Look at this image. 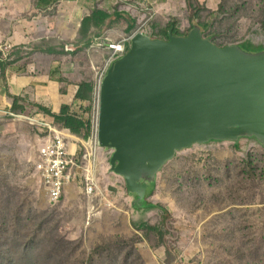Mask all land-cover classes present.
<instances>
[{
	"label": "rangeland",
	"instance_id": "1",
	"mask_svg": "<svg viewBox=\"0 0 264 264\" xmlns=\"http://www.w3.org/2000/svg\"><path fill=\"white\" fill-rule=\"evenodd\" d=\"M75 2L83 12L108 13L103 28H82L72 42L43 28L27 46L10 47L9 54L24 60L32 73L58 68L63 91L93 84L85 106L72 110L90 121V136L71 132L93 147L90 170L78 161L75 181L52 200L36 164L50 135L48 125L63 128L36 117L35 107L14 131L0 132V264H264V150L254 141H213L176 153L146 197L161 208L145 212L135 210L124 179L109 170L111 151L94 137L110 45L135 33L166 39L175 30L174 35L186 36L198 23L203 36L219 47L259 51L264 49V0ZM28 9L31 17L47 11ZM71 143L84 152L76 140ZM90 185L93 194L85 191Z\"/></svg>",
	"mask_w": 264,
	"mask_h": 264
},
{
	"label": "water",
	"instance_id": "2",
	"mask_svg": "<svg viewBox=\"0 0 264 264\" xmlns=\"http://www.w3.org/2000/svg\"><path fill=\"white\" fill-rule=\"evenodd\" d=\"M97 105V143L136 206L180 151L241 139L264 150V53L219 47L197 24L168 39L137 33L100 81Z\"/></svg>",
	"mask_w": 264,
	"mask_h": 264
},
{
	"label": "crops",
	"instance_id": "3",
	"mask_svg": "<svg viewBox=\"0 0 264 264\" xmlns=\"http://www.w3.org/2000/svg\"><path fill=\"white\" fill-rule=\"evenodd\" d=\"M32 6L35 12L37 9L47 10L43 13L45 16L31 17L28 7ZM28 7L26 0L11 6L9 0H0V55L3 61L10 63L4 74L0 69V132L4 133L14 131L16 123L27 118L24 116L32 113L35 107L39 112L36 117L53 123V118L44 110L58 115L64 105L70 106L72 112L73 106L83 108L86 104L85 100H77L79 85L62 90L63 81H59L58 68L32 73L30 65H23L24 60H12L9 48L27 46L43 28L50 34L53 32L54 36L75 41L83 20L91 14L83 12V7L75 0L63 4L58 0H37Z\"/></svg>",
	"mask_w": 264,
	"mask_h": 264
},
{
	"label": "built area",
	"instance_id": "4",
	"mask_svg": "<svg viewBox=\"0 0 264 264\" xmlns=\"http://www.w3.org/2000/svg\"><path fill=\"white\" fill-rule=\"evenodd\" d=\"M133 35L127 39L119 41L117 44L110 45V48L113 50V55L108 62L109 64L122 57L127 52ZM106 70L107 69L101 74V80L105 75ZM97 126L98 110L95 120L94 134L96 139ZM48 128L50 129V135L48 136V140L41 153H39L36 172L40 175L50 199L57 201L63 195L66 185L75 181L79 169L78 161L86 162L84 170H90L89 160H87V158L91 157V153L94 149L91 146L89 149V144L84 139L76 138L71 132H67L63 129H53L51 125H48ZM73 140H76L80 147L82 146L84 149L83 153L78 151V147L71 143ZM94 190V186L90 185L85 191L87 194H93Z\"/></svg>",
	"mask_w": 264,
	"mask_h": 264
},
{
	"label": "trees",
	"instance_id": "5",
	"mask_svg": "<svg viewBox=\"0 0 264 264\" xmlns=\"http://www.w3.org/2000/svg\"><path fill=\"white\" fill-rule=\"evenodd\" d=\"M109 17L110 15L102 10H94L91 15H89L83 20L82 28L88 29L91 25H94L96 27H102ZM196 24L199 25L200 32L202 35H204V26L198 23ZM130 28H132V26ZM173 34H178V33L175 30H173ZM168 35L169 33L167 32L165 34L166 39H168ZM235 47L246 53H264V49L259 51H250L242 45ZM9 64H10L9 62L3 61V58L0 55V69L2 70L3 74L5 73L7 66ZM79 87H80L79 91L77 92V100L78 99L85 101L89 100V98L92 96L93 84L90 82H86L80 85ZM46 114H48L53 118V124L60 125L65 131L82 134L84 138H88L90 136V121L86 118H83L71 112L70 106L64 105L62 107L60 114L58 115H53L48 111L46 112ZM238 142H236L235 144H238ZM157 179L158 176H156L155 179H153V181L149 183L146 197H149L151 195L152 193L151 188H154ZM133 207L135 208L136 211H145V212H149L151 210L161 208L159 205H155L153 203L148 202V200H144L139 205Z\"/></svg>",
	"mask_w": 264,
	"mask_h": 264
},
{
	"label": "clouds",
	"instance_id": "6",
	"mask_svg": "<svg viewBox=\"0 0 264 264\" xmlns=\"http://www.w3.org/2000/svg\"><path fill=\"white\" fill-rule=\"evenodd\" d=\"M129 46H130V44H129ZM128 49H129V47H128ZM127 51H128V50H127ZM114 61H115V60H114ZM110 65H111V64H110ZM110 65H109V66H110ZM109 66H108V68H109ZM108 68H107V69H108ZM106 71H107V70H106ZM105 74H106V73H105ZM103 77H104V76H103Z\"/></svg>",
	"mask_w": 264,
	"mask_h": 264
}]
</instances>
